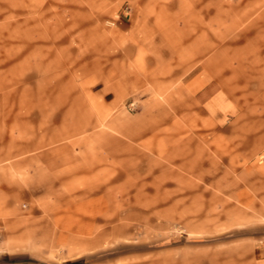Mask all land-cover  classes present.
Here are the masks:
<instances>
[{
    "label": "rangeland",
    "instance_id": "1",
    "mask_svg": "<svg viewBox=\"0 0 264 264\" xmlns=\"http://www.w3.org/2000/svg\"><path fill=\"white\" fill-rule=\"evenodd\" d=\"M0 264H264V0H0Z\"/></svg>",
    "mask_w": 264,
    "mask_h": 264
},
{
    "label": "crops",
    "instance_id": "2",
    "mask_svg": "<svg viewBox=\"0 0 264 264\" xmlns=\"http://www.w3.org/2000/svg\"><path fill=\"white\" fill-rule=\"evenodd\" d=\"M214 104H216L217 106H219L223 110L224 103H223V100H222V98L220 96L217 97V99L214 102ZM214 104L208 107L211 112H214V108H213Z\"/></svg>",
    "mask_w": 264,
    "mask_h": 264
}]
</instances>
